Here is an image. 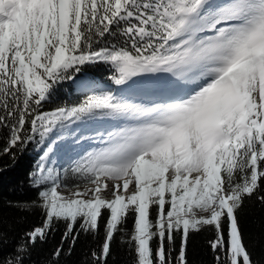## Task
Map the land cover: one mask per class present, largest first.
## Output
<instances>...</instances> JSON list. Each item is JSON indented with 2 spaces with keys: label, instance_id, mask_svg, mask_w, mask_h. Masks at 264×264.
<instances>
[{
  "label": "snow or ice",
  "instance_id": "snow-or-ice-1",
  "mask_svg": "<svg viewBox=\"0 0 264 264\" xmlns=\"http://www.w3.org/2000/svg\"><path fill=\"white\" fill-rule=\"evenodd\" d=\"M29 144L36 198L9 207L43 220L4 255L0 216V264H31L63 225L58 264L101 224L92 264L114 241L130 264H189L205 229L212 264H264L237 215L264 205V0H0V157Z\"/></svg>",
  "mask_w": 264,
  "mask_h": 264
},
{
  "label": "trees",
  "instance_id": "trees-1",
  "mask_svg": "<svg viewBox=\"0 0 264 264\" xmlns=\"http://www.w3.org/2000/svg\"><path fill=\"white\" fill-rule=\"evenodd\" d=\"M95 75L103 82V85L110 86L114 90L120 88V86L111 84L110 80L107 79L109 73L103 65L97 67ZM61 89L58 95V103L67 102L71 105L79 99V97L68 94L72 91L70 83L63 84ZM65 89L67 91H64ZM95 124H99V122L92 125ZM14 151L16 150L14 149ZM35 159L36 152L32 144H29L23 153L16 151L15 161L8 156L0 157V216L5 221L3 230L8 234V242L2 246L4 255L13 252L15 244L19 242L23 232L42 224L43 217L38 211L32 214L19 213L15 208L9 207V202L32 201L36 198L35 192L28 187L27 183L28 173L32 170ZM67 183L72 185L75 182L68 180ZM261 187L264 188V182H262ZM258 194H264V192ZM237 215L244 243L253 253V259L256 260L264 256V205L253 196L250 200L245 199L244 205ZM102 226L101 224V235L95 241L91 237L85 238L81 234L71 255L62 253L58 259V264H92L91 252L94 249L98 251V244L102 241ZM128 227L131 228V222H129ZM63 230V225H60L53 234H49L45 243L36 245L32 252L31 264H46L51 260L52 253L60 244ZM211 237L212 232L209 229L190 234L187 250L189 264H212V255L206 244V241ZM118 239L119 233L117 234ZM252 240H258L255 248L251 247ZM67 249L68 244L65 243L64 253L67 252ZM130 261L131 256L128 254L127 247L121 248L114 241L107 264H130Z\"/></svg>",
  "mask_w": 264,
  "mask_h": 264
},
{
  "label": "rangeland",
  "instance_id": "rangeland-1",
  "mask_svg": "<svg viewBox=\"0 0 264 264\" xmlns=\"http://www.w3.org/2000/svg\"><path fill=\"white\" fill-rule=\"evenodd\" d=\"M113 127L112 124L108 123V122H104V121H101L99 122V124H95V125H89V128H100V129H104V128H111ZM94 147H96L95 144H91V143H84L82 148L80 149V151H84V150H91L93 149ZM64 195H68L67 192H64L63 193Z\"/></svg>",
  "mask_w": 264,
  "mask_h": 264
}]
</instances>
